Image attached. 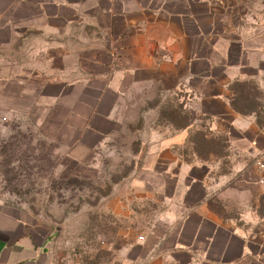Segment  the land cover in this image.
Instances as JSON below:
<instances>
[{"label":"rangeland","instance_id":"rangeland-1","mask_svg":"<svg viewBox=\"0 0 264 264\" xmlns=\"http://www.w3.org/2000/svg\"><path fill=\"white\" fill-rule=\"evenodd\" d=\"M193 1L213 13L217 45L229 47L232 63L245 48L228 97L238 108L228 120L248 129L244 137L233 132L230 142L229 121L220 130V118L156 85L120 101L115 131L79 163L64 141V111H0V206L48 229L56 264H123L124 247L153 229L165 235L201 203L246 233L264 223V0ZM107 41L85 24L32 28L0 51V79L24 70L69 77L102 56ZM189 119L186 143L163 150L171 138L182 141ZM170 152L178 158L171 167Z\"/></svg>","mask_w":264,"mask_h":264},{"label":"crops","instance_id":"crops-1","mask_svg":"<svg viewBox=\"0 0 264 264\" xmlns=\"http://www.w3.org/2000/svg\"><path fill=\"white\" fill-rule=\"evenodd\" d=\"M215 23L213 13L193 0H0V51L40 26L85 24L108 39L102 56L80 70L76 65L69 77L62 70L50 77L24 70L0 79V111H64L69 121L61 123L69 134L61 139L70 158L85 163L115 131L120 101L159 85L182 92L197 107L191 110L220 118V130L229 121L232 142L233 132L244 137L248 131L228 120L236 118L228 97L246 51L240 47L232 63L229 47L217 45ZM190 129L162 149L184 145ZM167 156L170 167L178 164L171 152ZM123 251V264H264V223L246 233L201 203L170 223L165 235L153 229ZM0 264H56L48 229L17 208L0 206Z\"/></svg>","mask_w":264,"mask_h":264},{"label":"trees","instance_id":"trees-1","mask_svg":"<svg viewBox=\"0 0 264 264\" xmlns=\"http://www.w3.org/2000/svg\"><path fill=\"white\" fill-rule=\"evenodd\" d=\"M233 92L235 93V91L233 90ZM236 99H231V106L232 108L235 110V111H238V108H237V104H236ZM256 112V111H255ZM190 121H188L187 125L185 126V128H190L193 126V123H192V120L189 119ZM205 138L207 139V137L205 136Z\"/></svg>","mask_w":264,"mask_h":264},{"label":"built area","instance_id":"built-area-1","mask_svg":"<svg viewBox=\"0 0 264 264\" xmlns=\"http://www.w3.org/2000/svg\"><path fill=\"white\" fill-rule=\"evenodd\" d=\"M109 1H112V0H109ZM258 166L262 169H264V164L262 162H258ZM140 240H143V237H140Z\"/></svg>","mask_w":264,"mask_h":264}]
</instances>
